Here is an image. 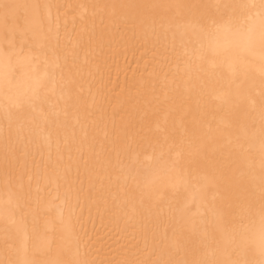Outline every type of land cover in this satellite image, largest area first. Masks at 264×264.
Segmentation results:
<instances>
[{"label":"bare ground","instance_id":"bare-ground-1","mask_svg":"<svg viewBox=\"0 0 264 264\" xmlns=\"http://www.w3.org/2000/svg\"><path fill=\"white\" fill-rule=\"evenodd\" d=\"M0 264H264V0H0Z\"/></svg>","mask_w":264,"mask_h":264}]
</instances>
